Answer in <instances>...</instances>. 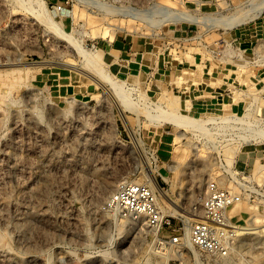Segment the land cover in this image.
Instances as JSON below:
<instances>
[{"label":"rangeland","instance_id":"rangeland-1","mask_svg":"<svg viewBox=\"0 0 264 264\" xmlns=\"http://www.w3.org/2000/svg\"><path fill=\"white\" fill-rule=\"evenodd\" d=\"M45 2L107 76L97 84L64 65L84 58L50 33L32 0H0V264H264V176L253 175L264 164V78L233 66L241 53L231 46L235 30L264 19L254 17L264 0ZM243 15L250 20L230 28L216 20ZM195 57L230 70L218 77L219 102ZM181 114L206 127L187 132L178 155L177 131L162 120ZM148 169L180 211L158 199L176 232L103 210L120 182H147ZM213 181L241 196L228 220L258 227L237 228L227 256L200 252L187 236Z\"/></svg>","mask_w":264,"mask_h":264},{"label":"built area","instance_id":"built-area-1","mask_svg":"<svg viewBox=\"0 0 264 264\" xmlns=\"http://www.w3.org/2000/svg\"><path fill=\"white\" fill-rule=\"evenodd\" d=\"M53 8L57 13L66 10L65 5H55ZM240 200L239 194L221 188L214 181L210 182L200 204L194 208L195 212H199L200 219L190 226L191 246L209 255H229L235 232L228 227L227 210ZM103 210L114 213L122 220L140 222L154 231H160L165 226L170 229L174 227L171 218L163 212L157 193L147 182H120L104 203ZM173 243L182 245L183 239L177 236L173 238Z\"/></svg>","mask_w":264,"mask_h":264},{"label":"bare ground","instance_id":"bare-ground-1","mask_svg":"<svg viewBox=\"0 0 264 264\" xmlns=\"http://www.w3.org/2000/svg\"><path fill=\"white\" fill-rule=\"evenodd\" d=\"M32 1H33L34 4L37 5L38 10L40 11V13L38 15L36 14L37 17L49 27L50 33H53L54 35L58 36V38H60L61 40L66 41L68 44L71 45V47H73L77 51V53L81 57L84 58V62L80 66H77V65H75L72 62H68V64L66 62V63H64V65H66V66H68V67H70V68H72L74 70H77V71H79L81 73H84L85 75H88L93 80V82H95L97 84H101L98 78H104L105 76H107V74L102 73V70H101V68L99 66L98 60H96L95 58H93L92 56H90L91 54L88 55L89 52L86 53V50L81 45V42L77 41V39H74V37L71 34L65 32L64 28L53 18V16L51 14L47 13V11L44 10L45 4H46L45 0H32ZM256 11L257 12H255V13H257V14L254 15V17L257 18L264 11V2L261 5H259V7L257 8ZM245 16H247V15H243V16H233V17H225V18H216V20H219L220 19V21H219L220 24L221 23L222 24H225L226 27L228 26L230 28V27L237 26V25H239L241 23H245L246 21L250 20V17L249 18H244ZM209 18H211V17H209ZM217 25H218V23H217ZM66 46H68V45H66ZM100 58H102V57H100ZM17 62H18V60H17ZM102 62H103V60H102ZM241 68H243V70H244L242 72H244L246 74L247 73L246 67L245 66H242ZM240 73H241V71H240ZM116 86H118V85L116 84ZM116 92L118 93V95H119L120 98H122V99L125 98V95L123 94V92L120 91L119 86L116 87ZM125 106L127 108L135 109V106L133 104H130L129 102H126V105ZM72 107L73 106H71V108ZM217 119H219V118H217ZM221 119L224 120V118H222V117H221ZM159 120H161V119H159ZM212 121H213V119H212ZM258 121H259L260 124H262V127H263L262 134H264V118H259ZM162 122H166V123L170 124L177 131L176 137H175V140L174 141H175V143L178 146L177 149H176V151H175L178 155L181 152H183V148L182 147L185 146V145H183L182 140L186 137L187 132L191 131L195 126H198L201 131H204V129L206 127V126L204 127V124H205L204 121L198 120L197 118L196 119L195 118H192V117H190L188 115L187 116L186 115H182V114L180 116H178V117L166 118L165 120H162ZM197 148H193V150L194 151H198L199 148L198 149ZM239 151H240V149H239ZM178 168L179 167H177L176 164L170 166V170H172L174 172L177 171ZM227 171H228V173L231 174L232 177L236 178L235 177V175H236L235 174V171L232 169V167L230 165L229 166L227 165ZM146 175L149 178V180H147V183L157 193L158 199L160 197L166 199L168 201V203L170 204V207H172V211H175L176 213L180 212L178 210L177 206L174 205L173 201L169 200L167 194L164 193V192H161V189H160L161 187L158 186L159 183H158V180H157V177H156L154 171L152 169H148ZM253 175L254 176H257V177L264 176V164H262L260 162H257L255 164V166H254V169H253ZM166 180H167V178H166ZM122 182H124V181H122ZM138 182H141V181H138ZM105 195H107V194H105ZM228 210H227V212H228ZM194 216L200 218V214H196V215L194 214ZM194 221H198V219H195ZM228 227L233 232H235V233H237L236 229L238 228L239 233H241V234H245L246 231H248L249 229H256V230L258 229V227H256V226L255 227L252 226L251 228L240 227V226L239 227H236L229 220H228ZM189 232H191V227H190V230L187 231V236H189L188 238H189V242H190V234H189ZM175 253H176V255H179L180 254V251L176 249L175 250Z\"/></svg>","mask_w":264,"mask_h":264},{"label":"crops","instance_id":"crops-1","mask_svg":"<svg viewBox=\"0 0 264 264\" xmlns=\"http://www.w3.org/2000/svg\"><path fill=\"white\" fill-rule=\"evenodd\" d=\"M231 35V46L237 53H241L240 57L238 56L234 58L232 65L238 66L239 64H249L250 68H253L251 69V72L255 76L264 78V63L260 62L258 64L256 61L259 55V48L263 46L264 43V19L247 27L237 29ZM254 60L256 62H254ZM236 62H239V64ZM195 64H203L201 73L204 79L203 83L206 85L205 92L212 94L217 102H219L222 93L225 92L226 89L223 84H219L218 81L220 79L218 77L220 75H226L224 72L229 69L223 66L224 63L219 58L217 60H206L205 62L201 60L200 63H198V58L195 57ZM213 84H216L217 86H213ZM69 90L70 89H67V93H69ZM246 159L243 158L242 163L246 164L248 161Z\"/></svg>","mask_w":264,"mask_h":264}]
</instances>
